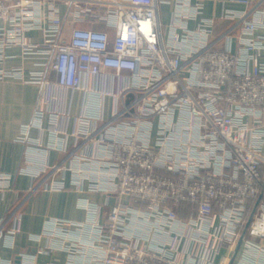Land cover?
I'll use <instances>...</instances> for the list:
<instances>
[{
  "label": "built area",
  "instance_id": "2783aa9c",
  "mask_svg": "<svg viewBox=\"0 0 264 264\" xmlns=\"http://www.w3.org/2000/svg\"><path fill=\"white\" fill-rule=\"evenodd\" d=\"M162 1L0 0V79L41 84L53 71L60 87L84 89L85 75L127 71L119 93L84 89L86 108L74 134L94 140L97 151L75 153L68 168L71 185L113 202L103 212L101 203L82 197L83 219H45L32 238L67 253L64 262L47 264H227L222 249L234 251L259 196L240 264H264V9L226 8L220 17L233 24L214 34V17L188 24L204 0H176L164 38ZM11 47L41 69L3 67ZM116 95L121 104L105 118L102 101ZM46 113L47 148L67 151L66 133L56 126L60 113L42 102L21 125V139L29 141L28 130L41 127ZM65 169L44 164L46 176L59 173L45 189L66 188ZM12 182L0 170V201ZM2 226L0 236L10 243L18 225ZM34 257L25 264H38Z\"/></svg>",
  "mask_w": 264,
  "mask_h": 264
},
{
  "label": "crops",
  "instance_id": "0c3cea01",
  "mask_svg": "<svg viewBox=\"0 0 264 264\" xmlns=\"http://www.w3.org/2000/svg\"><path fill=\"white\" fill-rule=\"evenodd\" d=\"M253 1L251 6L245 7L231 0H204L196 19L189 20V27H196L201 17H214V34H218L233 24L229 19L220 17L224 9H264V0ZM175 2L176 0H163L157 6L160 32L164 38L168 35V25L177 8ZM195 2L196 0H191L192 4ZM101 24L84 23L87 27L104 29V24ZM29 35L35 41L41 39L39 31H31ZM7 54L11 56L3 61L2 66L5 68L23 65L27 70L41 69L32 63L33 58L21 56L19 47L8 48ZM126 74L127 71L124 70L116 75L112 69L107 68L96 76L85 75L83 87L119 93L127 83ZM45 76L46 82L41 84L13 78L0 79V170L13 175L12 189L7 191L0 201V225H3L2 229L10 228L14 222L18 225V231L10 243L0 236V258L12 259L13 264L17 257L20 258L21 264H25L29 254H34V260L38 264L64 262L67 259L66 251L47 247V239L32 238L41 231L44 220L48 217L83 219L84 211L78 207L82 197L101 203L103 212L113 202L110 197L106 204L107 197L104 193L80 191L70 184L71 173L68 168L72 164V156L75 153L92 154L97 151L94 140L83 141L74 134L77 119L85 111L88 96L83 88L67 89L57 85L53 71L46 72ZM116 96L103 99L101 109L105 118L121 104L120 96ZM132 96V91L126 92L124 99L129 100ZM41 102L46 111L56 110L60 113L56 126L66 133L67 151L47 148L51 135L47 113L41 127L32 126L28 130L29 141L21 139V125L31 121L35 107ZM56 163H62L66 168L64 176L67 187L62 190L45 189V183L59 173L52 172L46 176L42 167L44 164ZM15 216L18 221H15ZM37 249L41 251L38 252ZM233 252L222 249V254L228 255L229 258ZM242 256L243 249L240 247L232 264H240Z\"/></svg>",
  "mask_w": 264,
  "mask_h": 264
},
{
  "label": "water",
  "instance_id": "95a60500",
  "mask_svg": "<svg viewBox=\"0 0 264 264\" xmlns=\"http://www.w3.org/2000/svg\"><path fill=\"white\" fill-rule=\"evenodd\" d=\"M259 199H260V196L256 199L255 204L253 205V207L251 208V210H250V212H249V214H248V217H247V219H246V222H245L244 228H243V230H242L241 236H240V238H239V240H238V242H237V244H236V247H235V249H234V252H233L232 256L230 257V259H229V261H228L227 264H232L233 261H234V259H235V256H236V254H237V251H238V249H239V247H240V244H241V241H242V237H243L244 232L246 231V229H247V227H248V225H249V223H250V220H251V218H252V216H253V213H254V211H255L256 204H257V202H258ZM14 264H20V258H19V257H17V258L15 259Z\"/></svg>",
  "mask_w": 264,
  "mask_h": 264
},
{
  "label": "trees",
  "instance_id": "16d2710c",
  "mask_svg": "<svg viewBox=\"0 0 264 264\" xmlns=\"http://www.w3.org/2000/svg\"><path fill=\"white\" fill-rule=\"evenodd\" d=\"M101 24V23H100ZM102 25V24H101ZM100 26V25H99ZM251 206V202L249 203V205H248V207H250ZM247 213H249V211L247 212Z\"/></svg>",
  "mask_w": 264,
  "mask_h": 264
}]
</instances>
